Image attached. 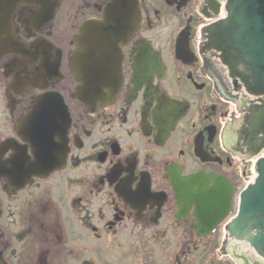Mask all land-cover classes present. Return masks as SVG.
<instances>
[{
    "label": "flooded vegetation",
    "instance_id": "flooded-vegetation-1",
    "mask_svg": "<svg viewBox=\"0 0 264 264\" xmlns=\"http://www.w3.org/2000/svg\"><path fill=\"white\" fill-rule=\"evenodd\" d=\"M227 2L0 0V264H226L264 157ZM202 176L232 187L209 234Z\"/></svg>",
    "mask_w": 264,
    "mask_h": 264
},
{
    "label": "water",
    "instance_id": "water-1",
    "mask_svg": "<svg viewBox=\"0 0 264 264\" xmlns=\"http://www.w3.org/2000/svg\"><path fill=\"white\" fill-rule=\"evenodd\" d=\"M226 10L228 13L226 19L221 21L218 27L213 28V33L220 32L224 46L229 50H237L238 54L237 57L226 59L225 64L232 68L239 67L238 71L242 73L236 72V75L251 94H262L264 93V0H228ZM248 24L252 26V31L244 34V26ZM238 25L240 31L236 34ZM244 73L245 77H243ZM115 84L116 82L106 91L86 93H91L95 97L99 96L101 100L105 98L107 100L118 92ZM65 110L66 108L60 102V112L65 115ZM257 173L255 184L241 194L239 212L230 226L229 233L236 239L248 242L255 252L264 258V157L258 160ZM203 181L205 186L212 183V188L206 190L205 186L200 184ZM187 182L192 186L179 191V196L190 195L192 187L200 191L192 193L193 195H203V190L207 191L205 195L209 206L203 210L202 227L209 234L213 226L229 213L232 187L225 180L217 182L212 177H192ZM218 201L221 205L214 216Z\"/></svg>",
    "mask_w": 264,
    "mask_h": 264
},
{
    "label": "rangeland",
    "instance_id": "rangeland-1",
    "mask_svg": "<svg viewBox=\"0 0 264 264\" xmlns=\"http://www.w3.org/2000/svg\"><path fill=\"white\" fill-rule=\"evenodd\" d=\"M228 252H229V254H233L234 255L237 252V250H235V251L234 250H229ZM245 253H246V255H248V258L249 259H251V260L254 259L253 256H249V253L248 252H245ZM234 257H236V256H234ZM237 260H238L237 261V264H243V262L241 260L240 261H239V259H237ZM226 261H227L226 263H228V264H235V262L233 260H230L227 257H226Z\"/></svg>",
    "mask_w": 264,
    "mask_h": 264
}]
</instances>
